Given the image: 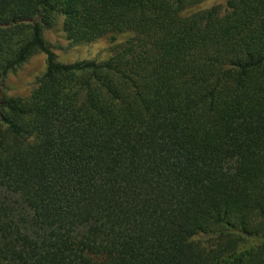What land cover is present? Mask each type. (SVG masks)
<instances>
[{
    "label": "trees",
    "instance_id": "trees-1",
    "mask_svg": "<svg viewBox=\"0 0 264 264\" xmlns=\"http://www.w3.org/2000/svg\"><path fill=\"white\" fill-rule=\"evenodd\" d=\"M202 1L0 0V264H264V0Z\"/></svg>",
    "mask_w": 264,
    "mask_h": 264
},
{
    "label": "rangeland",
    "instance_id": "rangeland-1",
    "mask_svg": "<svg viewBox=\"0 0 264 264\" xmlns=\"http://www.w3.org/2000/svg\"><path fill=\"white\" fill-rule=\"evenodd\" d=\"M226 2L227 0H204L185 9L182 14L189 15L214 5L219 6L221 11H224ZM132 36H134V33L127 31L117 34L113 41L109 37L104 36L88 43L72 45L63 30L61 17L56 20L51 28L44 32V37L51 45L57 58L63 62H73L83 59H94L97 61L107 59L115 52L118 46ZM44 70V54L40 52L35 53L15 71L7 74L4 80L0 82V91L10 96L26 98L37 86ZM212 236V234H201L197 237V240H207Z\"/></svg>",
    "mask_w": 264,
    "mask_h": 264
}]
</instances>
